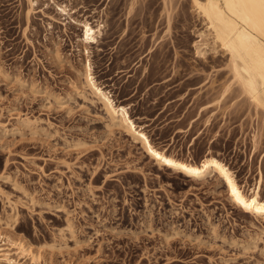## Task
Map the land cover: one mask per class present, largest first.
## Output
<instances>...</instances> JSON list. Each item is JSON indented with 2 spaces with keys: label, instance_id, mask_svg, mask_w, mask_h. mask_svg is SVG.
Masks as SVG:
<instances>
[{
  "label": "rangeland",
  "instance_id": "rangeland-1",
  "mask_svg": "<svg viewBox=\"0 0 264 264\" xmlns=\"http://www.w3.org/2000/svg\"><path fill=\"white\" fill-rule=\"evenodd\" d=\"M33 1L27 21V0H0V124L36 125L0 136V233L38 257H18L0 236V264H264V237L240 246L264 224L239 216L214 179L158 170L77 88L86 55L72 20H98L92 76L152 144L196 162L210 149L252 187L258 169L264 177V117L235 85L215 105L227 58H196L204 24L189 0Z\"/></svg>",
  "mask_w": 264,
  "mask_h": 264
},
{
  "label": "bare ground",
  "instance_id": "bare-ground-1",
  "mask_svg": "<svg viewBox=\"0 0 264 264\" xmlns=\"http://www.w3.org/2000/svg\"><path fill=\"white\" fill-rule=\"evenodd\" d=\"M189 2L204 24L203 31L198 35L199 41L194 44L196 58H204L206 51L211 50L215 53L216 49L227 58L225 66L230 78L225 81L223 86L221 85V92L215 100V105L219 108L223 99L229 96L228 93L232 90L229 88L235 85L239 94L245 98L244 100L252 106L255 112H259L264 117V0H189ZM27 3L30 7L26 13V19L29 21L35 2L27 0ZM60 12L71 20L70 11L66 9V6L60 7ZM51 20L54 19L51 18ZM72 22L81 28L80 43L83 45L86 55L83 71L77 77L79 83L77 88L89 92L95 102L101 105L106 115L107 130L110 133L118 130L129 137L158 170L170 171L172 175L193 183L203 184L209 178L214 179V185L223 189L225 200L239 216L251 217L264 224V197L260 196L264 178L263 171L258 169L255 184L245 188L237 183L236 176L227 164L213 155L210 149L205 152L200 161L196 162L192 159L179 158L168 153L166 149H160L152 144L144 130L145 127L132 120L128 111L129 107L117 104L109 92L92 76L88 48L91 44L98 42L97 39L102 35L104 29L103 23L98 20L90 22L87 19L82 21L73 19ZM56 58L58 61L60 60L58 54ZM31 90L34 91V88L32 87ZM15 120L16 126L13 130L0 124L1 138L25 130L35 132V121L20 115H17ZM206 124H209L208 120ZM259 137V134L253 136V152L258 147ZM78 145L82 144L78 143ZM212 231H215V227L212 228ZM0 236L4 237L3 242L10 249H14L18 257L29 258L31 262L36 261L38 254L19 239L13 240L1 233ZM261 236L264 237V226H261L258 232L247 236V240L241 242L240 246L243 249H247L248 246L254 248L257 242L261 241ZM233 242L237 243L238 241ZM4 259L8 264H20L8 257Z\"/></svg>",
  "mask_w": 264,
  "mask_h": 264
}]
</instances>
